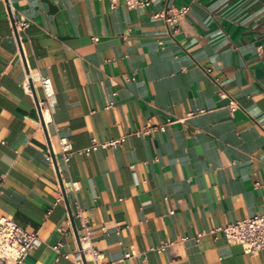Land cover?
I'll return each mask as SVG.
<instances>
[{
  "label": "crops",
  "instance_id": "obj_1",
  "mask_svg": "<svg viewBox=\"0 0 264 264\" xmlns=\"http://www.w3.org/2000/svg\"><path fill=\"white\" fill-rule=\"evenodd\" d=\"M181 4L177 30L152 17ZM76 202L113 264H264L209 231L264 211V0H0V216L38 234L22 264H96Z\"/></svg>",
  "mask_w": 264,
  "mask_h": 264
},
{
  "label": "built area",
  "instance_id": "obj_2",
  "mask_svg": "<svg viewBox=\"0 0 264 264\" xmlns=\"http://www.w3.org/2000/svg\"><path fill=\"white\" fill-rule=\"evenodd\" d=\"M111 6H114L120 0H109ZM128 8L137 6H146L150 0H121ZM189 4H181L179 6L168 5L165 10H159L152 13V17H161L165 20L169 30H177L179 20L188 11ZM27 25V20L21 17L16 20V27L23 28ZM209 70V68H207ZM39 82L43 90V98L38 101L41 111L42 119L46 122L49 118H45V113L50 116L51 107L53 105L54 90L52 88L51 80L47 75H40ZM25 88H28V83H24ZM221 95H224L221 92ZM229 110H234L237 107V102L233 97H230L227 102ZM39 122V121H38ZM151 126H144L137 130L138 134L147 133ZM119 139H110L98 141L95 138L91 139L90 145L85 149H95L99 146L105 147L113 145ZM60 148L62 153V160L67 163L69 154L72 149L71 140L67 136L59 138ZM46 159L52 161L50 152L46 155ZM76 210L81 217L82 226L84 229L83 234L79 236L81 248L79 251L88 253L96 264H113L111 260H102L101 252L90 243L92 236L90 225L86 217L81 213L80 206L76 202ZM210 232L214 233L219 231L223 234L226 241L229 243H238L243 247L245 252H254L264 247V211L257 212L242 218H236L226 222L225 224H217L210 228ZM38 239L36 231L27 227L19 225L13 219L6 215L0 216V264H22L25 256L35 246ZM60 242L52 245L55 251H59ZM166 244L163 242L160 245L162 248ZM76 253V257H80V252ZM134 250L124 252L125 257L134 254Z\"/></svg>",
  "mask_w": 264,
  "mask_h": 264
},
{
  "label": "water",
  "instance_id": "obj_3",
  "mask_svg": "<svg viewBox=\"0 0 264 264\" xmlns=\"http://www.w3.org/2000/svg\"><path fill=\"white\" fill-rule=\"evenodd\" d=\"M11 21H12V25H13V29H14L15 35H16V37H18V33H17L16 27H15V22H14V20L12 18H11ZM28 81H29L30 89L32 90V93H33V96H34V100H35V103H36V106H37V109H38L39 116L42 119V115H41V111H40L39 103H38V98H37V96L35 94V89H34L33 84H32V79L30 78V79H28ZM55 165L57 166L56 161H55ZM59 181H60V184L62 186V181H61L60 177H59ZM63 190H64V188H63ZM70 219L73 222V217H72L71 213H70ZM74 232H75V237H76L77 242H78V247L81 248L79 235L76 232V229H74ZM80 255H81V258L84 260V252L83 251L80 252ZM84 264H85V262H84Z\"/></svg>",
  "mask_w": 264,
  "mask_h": 264
},
{
  "label": "bare ground",
  "instance_id": "obj_4",
  "mask_svg": "<svg viewBox=\"0 0 264 264\" xmlns=\"http://www.w3.org/2000/svg\"><path fill=\"white\" fill-rule=\"evenodd\" d=\"M46 117H48V114H47V113H45V118H46Z\"/></svg>",
  "mask_w": 264,
  "mask_h": 264
}]
</instances>
